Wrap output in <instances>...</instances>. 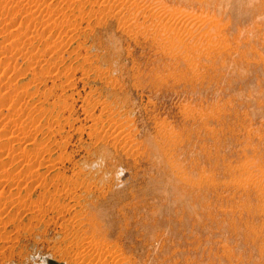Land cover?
<instances>
[{
  "label": "rangeland",
  "instance_id": "374dc122",
  "mask_svg": "<svg viewBox=\"0 0 264 264\" xmlns=\"http://www.w3.org/2000/svg\"><path fill=\"white\" fill-rule=\"evenodd\" d=\"M0 264H264V0H0Z\"/></svg>",
  "mask_w": 264,
  "mask_h": 264
},
{
  "label": "clouds",
  "instance_id": "9594fccd",
  "mask_svg": "<svg viewBox=\"0 0 264 264\" xmlns=\"http://www.w3.org/2000/svg\"><path fill=\"white\" fill-rule=\"evenodd\" d=\"M102 162H103V161L101 160L100 162L93 163L92 165H87V164H85L84 167H85V168H89V167H91V168L95 169V168L100 167V165L102 164Z\"/></svg>",
  "mask_w": 264,
  "mask_h": 264
},
{
  "label": "bare ground",
  "instance_id": "6f19581e",
  "mask_svg": "<svg viewBox=\"0 0 264 264\" xmlns=\"http://www.w3.org/2000/svg\"><path fill=\"white\" fill-rule=\"evenodd\" d=\"M77 1V0H76ZM13 4V3H12ZM18 4V3H17ZM28 8V7H27ZM14 131V130H13ZM16 135V134H15ZM20 139V138H19ZM27 155V154H26ZM36 174H37V172H36ZM89 245V244H88ZM118 256V255H117ZM123 258V257H122ZM118 261V260H117ZM116 263V262H115Z\"/></svg>",
  "mask_w": 264,
  "mask_h": 264
}]
</instances>
